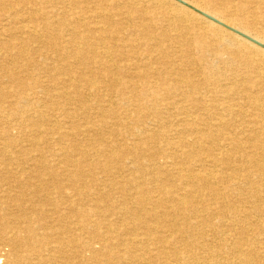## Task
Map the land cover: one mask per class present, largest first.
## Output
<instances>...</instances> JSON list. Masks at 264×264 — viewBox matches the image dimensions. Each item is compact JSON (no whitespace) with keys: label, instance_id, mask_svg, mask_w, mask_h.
Listing matches in <instances>:
<instances>
[{"label":"bare ground","instance_id":"obj_1","mask_svg":"<svg viewBox=\"0 0 264 264\" xmlns=\"http://www.w3.org/2000/svg\"><path fill=\"white\" fill-rule=\"evenodd\" d=\"M0 58V264H264V0H0Z\"/></svg>","mask_w":264,"mask_h":264},{"label":"rangeland","instance_id":"obj_2","mask_svg":"<svg viewBox=\"0 0 264 264\" xmlns=\"http://www.w3.org/2000/svg\"><path fill=\"white\" fill-rule=\"evenodd\" d=\"M0 61H5V62H2L4 65H7V71H11V69L13 68V66L11 65V64H8V62H6V60H4L3 58H0ZM1 63V64H2ZM22 64H24V63H20L19 65H18V67H21V65ZM23 67V66H22ZM24 145V147L26 146V144H23ZM22 147V146H21ZM23 147V150H26V148H24ZM19 151V148H15V149H13V152L12 153H18V151ZM19 154V153H18ZM18 156H20V154L18 155Z\"/></svg>","mask_w":264,"mask_h":264}]
</instances>
